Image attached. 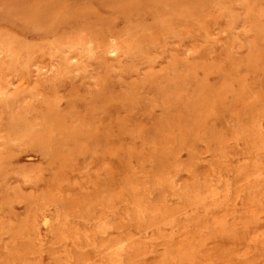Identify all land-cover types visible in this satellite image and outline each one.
<instances>
[{"label": "rangeland", "instance_id": "374dc122", "mask_svg": "<svg viewBox=\"0 0 264 264\" xmlns=\"http://www.w3.org/2000/svg\"><path fill=\"white\" fill-rule=\"evenodd\" d=\"M0 47V264H264V0H0Z\"/></svg>", "mask_w": 264, "mask_h": 264}, {"label": "bare ground", "instance_id": "6f19581e", "mask_svg": "<svg viewBox=\"0 0 264 264\" xmlns=\"http://www.w3.org/2000/svg\"><path fill=\"white\" fill-rule=\"evenodd\" d=\"M2 46H3V45H2ZM2 46H1V47H2ZM113 46H114V45H112V47H111L110 50H109L110 53H111V54H110L111 56H114V55H116V54L119 52V49H118L119 47L117 48L116 46H114V47H113ZM1 47H0V48H1ZM3 48H4V47H3ZM5 48H6V47H5ZM6 50H7V48H6ZM7 51H8V50H7ZM109 51L107 50V52H109ZM122 52H123V51H122ZM126 52H127V51H126ZM8 54H10V53L8 52ZM8 54H7V55H8ZM108 54H109V53H108ZM112 54H113V55H112ZM125 54H126V53H125ZM80 55H81V54H80ZM82 56H83V54H82ZM0 57H1V56H0ZM12 57H14V56L12 55L11 58H9V57H8V58L12 60ZM87 58H88V57H87ZM28 59H29V58H28ZM88 59H89V58H88ZM14 60H15V59H14ZM26 60H27V59H26ZM66 60H67V59H66ZM17 61H18V59H17ZM17 61H16V62H17ZM16 62H15V63H16ZM66 62H67V61H66ZM30 63H31V62H30ZM13 64H14V63H13ZM16 64H17V63H16ZM13 66H14V65H13ZM23 66H24V65H23ZM25 66H26V65H25ZM8 68H9V67H8ZM14 69H15V68H14ZM16 69H17V68H16ZM25 70L28 71L27 69H25ZM6 71H7V70H6ZM13 72H14V71H13ZM15 72H16V70H15ZM15 72H14V75H15ZM0 83H1V82H0ZM1 101H2V100H1ZM0 149H1V148H0ZM0 156H1V155H0Z\"/></svg>", "mask_w": 264, "mask_h": 264}]
</instances>
